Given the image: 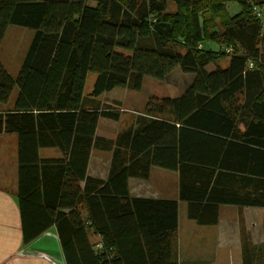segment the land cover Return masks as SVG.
Returning a JSON list of instances; mask_svg holds the SVG:
<instances>
[{
  "label": "trees",
  "instance_id": "obj_1",
  "mask_svg": "<svg viewBox=\"0 0 264 264\" xmlns=\"http://www.w3.org/2000/svg\"><path fill=\"white\" fill-rule=\"evenodd\" d=\"M256 12L264 0H0V43L9 25L34 31L15 78L0 60V105L18 89L0 110V134L17 137L22 245L54 226L65 264H128L121 250L141 234L150 264H177L178 202L129 194L128 179L153 166L177 172L178 199L199 225H215L219 205L264 207ZM174 68L194 74L179 96H150L131 126L97 132L120 117L121 103L101 94L139 91L145 76L163 81ZM51 147L60 155L39 156ZM92 150L111 154L104 178L87 171ZM242 239L243 264H253L257 251Z\"/></svg>",
  "mask_w": 264,
  "mask_h": 264
},
{
  "label": "crops",
  "instance_id": "obj_2",
  "mask_svg": "<svg viewBox=\"0 0 264 264\" xmlns=\"http://www.w3.org/2000/svg\"><path fill=\"white\" fill-rule=\"evenodd\" d=\"M176 71V68L171 71L164 81ZM187 74H189V82L182 86L181 92L194 79V74ZM17 93L18 89L14 87L8 103L0 105L1 111L12 107ZM121 106L122 103L120 109ZM134 120H130L127 125H120V128L114 131L113 137L119 131L131 126ZM120 122L121 113L117 123ZM16 138L15 134H0V143L6 144L4 151L10 150L9 157L0 159V263L65 264L54 226L42 232L29 243L22 245L20 214L16 205L18 187ZM10 152H12L13 158L7 163V160L11 158ZM53 152L55 153L53 154ZM38 153L40 157L60 155V151L52 147L40 148ZM105 153L111 155L108 151H91L87 169L90 175L97 176L91 170V165L94 164L92 157L102 158ZM108 159L110 160V157ZM91 162L92 164H90ZM97 177L104 178L100 175ZM128 189L130 196L133 197L171 199L178 202L174 247L177 264H243L242 233L248 247H254L257 251V255L252 259L253 264H264V207L219 205L218 222L215 225H199L187 217V203L178 199L177 172L156 166L151 167L147 179L130 177ZM162 214L165 215V213ZM142 238L141 234L130 236L129 243L121 250L122 256L128 264H150Z\"/></svg>",
  "mask_w": 264,
  "mask_h": 264
},
{
  "label": "rangeland",
  "instance_id": "obj_3",
  "mask_svg": "<svg viewBox=\"0 0 264 264\" xmlns=\"http://www.w3.org/2000/svg\"><path fill=\"white\" fill-rule=\"evenodd\" d=\"M227 10L230 14L237 13L239 11V6L236 3H227ZM172 5L167 8L171 11ZM34 31L27 27L9 25L5 31L4 37L0 43V60L4 64L5 68L9 74L13 77L17 75V72L20 68L22 59L25 55L27 46L30 39L33 36ZM212 48H216L215 44H211ZM222 66L227 64V60H222L220 63ZM213 67V66H212ZM175 68L172 70L174 71ZM176 73H171L167 77V80L159 81L151 77L145 76L142 81V85L139 91H134L128 88H115L109 95H101L97 100L102 104H110L115 101L122 103L121 109V122L112 124L107 121H102L98 125V133L105 135L107 137H113L114 131L120 128V125H127L130 120H134L136 116H139V113L143 111L144 105L150 96L156 97H177L182 92V86L186 85L189 82V77L187 73L181 72L176 68ZM95 74L89 72L86 77L84 92L85 95L91 91ZM112 95V96H111ZM132 110V112H129ZM136 112V113H134ZM131 116V117H130ZM118 124V125H117ZM120 132V131H119ZM6 144L0 143V159H6L9 157V149L4 151ZM55 152H53L54 154ZM11 158L8 161L12 160L13 154L10 152ZM108 154L102 155V158L92 157L94 164L91 165L92 173L95 175H100L105 177L107 175V170L109 166ZM92 162L90 164H92ZM1 163V160H0ZM16 170V166H15ZM3 263V262H2ZM1 264V263H0Z\"/></svg>",
  "mask_w": 264,
  "mask_h": 264
},
{
  "label": "built area",
  "instance_id": "obj_4",
  "mask_svg": "<svg viewBox=\"0 0 264 264\" xmlns=\"http://www.w3.org/2000/svg\"><path fill=\"white\" fill-rule=\"evenodd\" d=\"M256 15L259 16V17H261L262 25H264V16H261V14H260L259 12H256ZM95 247H96V248H97V247H100V244L98 243Z\"/></svg>",
  "mask_w": 264,
  "mask_h": 264
}]
</instances>
